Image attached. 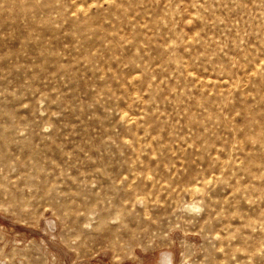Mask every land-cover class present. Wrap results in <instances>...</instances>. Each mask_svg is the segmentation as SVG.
Wrapping results in <instances>:
<instances>
[{
	"label": "rangeland",
	"instance_id": "374dc122",
	"mask_svg": "<svg viewBox=\"0 0 264 264\" xmlns=\"http://www.w3.org/2000/svg\"><path fill=\"white\" fill-rule=\"evenodd\" d=\"M0 264H264V0H0Z\"/></svg>",
	"mask_w": 264,
	"mask_h": 264
}]
</instances>
